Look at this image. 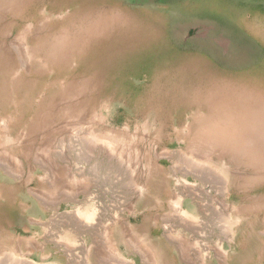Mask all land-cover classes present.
<instances>
[{"label": "rangeland", "instance_id": "374dc122", "mask_svg": "<svg viewBox=\"0 0 264 264\" xmlns=\"http://www.w3.org/2000/svg\"><path fill=\"white\" fill-rule=\"evenodd\" d=\"M0 264H264V0H0Z\"/></svg>", "mask_w": 264, "mask_h": 264}]
</instances>
